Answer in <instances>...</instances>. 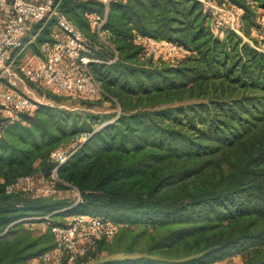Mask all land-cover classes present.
<instances>
[{"label": "trees", "instance_id": "16d2710c", "mask_svg": "<svg viewBox=\"0 0 264 264\" xmlns=\"http://www.w3.org/2000/svg\"><path fill=\"white\" fill-rule=\"evenodd\" d=\"M227 1L243 9L250 41L231 30L216 36L197 0H113L105 43L90 25L100 2L61 1L99 60L89 66L105 94L55 95L87 108L111 100L118 113L49 104L14 120L0 113V264H43L57 246L52 226L76 213L120 227L74 264H229L238 255L264 264V0ZM54 29L45 25L27 50L40 53ZM138 35L187 54L174 63L146 57ZM84 135L55 180L51 154ZM40 175L81 201L7 190ZM105 253L136 256L100 262Z\"/></svg>", "mask_w": 264, "mask_h": 264}, {"label": "built area", "instance_id": "2783aa9c", "mask_svg": "<svg viewBox=\"0 0 264 264\" xmlns=\"http://www.w3.org/2000/svg\"><path fill=\"white\" fill-rule=\"evenodd\" d=\"M62 0H0V113L14 120L22 112H30L38 103L29 95L17 90L18 84L28 82L37 87L43 86L58 96L69 98L94 97L105 94L100 82L90 69L92 62H98L87 53L89 40L60 10ZM104 9L91 15V29L107 43L105 26L113 0H96ZM211 16L212 29L216 36L224 37L228 30L247 39L241 29L243 9L227 0H197ZM55 22L51 41L42 45L40 58L31 55L26 59L27 49L35 43L40 31L49 22ZM41 27L35 30V25ZM254 32H256L254 30ZM141 44L146 57L164 58L176 62L187 50L180 44L168 40L158 41L138 35L135 40ZM116 59L109 60V63ZM17 66V67H16ZM5 82L9 84L5 85ZM87 139L84 135L68 151L57 150L51 159L57 162L53 178L57 180L58 168L66 163L78 150L80 143ZM38 179L45 188L34 186ZM17 189L34 192L39 196H53L57 192L54 182H48L43 175L25 176L9 185V193ZM76 190V189H75ZM75 205L81 201L78 190ZM73 207V206H72ZM47 218V217H46ZM120 224L99 216L84 213L72 214L65 224H55L52 230L56 235L57 246L41 255L43 264H61L63 258L74 264L88 249L102 239H111Z\"/></svg>", "mask_w": 264, "mask_h": 264}, {"label": "rangeland", "instance_id": "374dc122", "mask_svg": "<svg viewBox=\"0 0 264 264\" xmlns=\"http://www.w3.org/2000/svg\"><path fill=\"white\" fill-rule=\"evenodd\" d=\"M106 37V34H105ZM259 41L261 42V46L260 48L262 50H264V42H262L260 39ZM28 51V50H27ZM43 49L42 47L40 48V53L38 54H33L35 56H37V58L43 56ZM32 55L31 51H28V54L26 55V59H29L30 56ZM17 67V66H16ZM5 85L8 87L9 84L7 82H5ZM19 85V84H18ZM27 85L29 87V92L27 93V95H29L31 98H33L34 100H36L38 103L40 104H49V105H53V106H59L61 108H68V109H80V110H91L93 112L102 114V115H115L116 113H118L117 108H115L113 102L111 100H103L101 105H96L93 106L92 108H87L86 105L81 104V101L79 99H64V100H60L57 98V96L52 92V90L47 89L43 86L37 87L31 83L27 82ZM19 87V86H18ZM71 147H67L62 149V151H68L70 150ZM34 186L35 187H39L41 188H45V186L42 185V183L36 179L34 182ZM55 195H57L60 199H65L66 201L69 202H74L77 199V191L74 190H61L59 192H56ZM136 256L135 254L132 255H128V254H117V255H108V254H102L100 255V262L106 261V260H112V259H118V260H124L128 257H134ZM242 261V257L241 256H233L228 258L224 263H229V264H241ZM95 262H91L90 264H94Z\"/></svg>", "mask_w": 264, "mask_h": 264}, {"label": "crops", "instance_id": "0c3cea01", "mask_svg": "<svg viewBox=\"0 0 264 264\" xmlns=\"http://www.w3.org/2000/svg\"><path fill=\"white\" fill-rule=\"evenodd\" d=\"M33 55V54H32ZM35 56V55H33ZM17 90L21 93L27 94L30 90L26 82H21Z\"/></svg>", "mask_w": 264, "mask_h": 264}]
</instances>
